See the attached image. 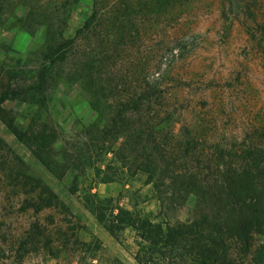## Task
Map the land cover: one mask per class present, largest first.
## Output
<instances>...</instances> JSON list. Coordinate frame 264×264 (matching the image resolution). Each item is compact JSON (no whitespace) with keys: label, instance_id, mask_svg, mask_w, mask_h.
<instances>
[{"label":"rangeland","instance_id":"obj_1","mask_svg":"<svg viewBox=\"0 0 264 264\" xmlns=\"http://www.w3.org/2000/svg\"><path fill=\"white\" fill-rule=\"evenodd\" d=\"M229 1L0 0V264H76L96 239L137 264L89 195L184 219L189 180L207 192L219 163L238 169L264 73L237 20L264 0ZM262 242L228 239L231 264H264Z\"/></svg>","mask_w":264,"mask_h":264},{"label":"trees","instance_id":"obj_2","mask_svg":"<svg viewBox=\"0 0 264 264\" xmlns=\"http://www.w3.org/2000/svg\"><path fill=\"white\" fill-rule=\"evenodd\" d=\"M229 2L231 8L237 10L246 11L251 7L247 1ZM235 20L228 19L227 23L232 25ZM237 21L254 46L252 54L264 73V18L243 17ZM53 50L61 51L63 46ZM261 92L257 91L249 104L254 111L247 115L245 147L238 169L229 160L219 163L216 168V173L220 174L217 175L219 183L216 180L219 185L209 187L207 192L196 178L189 180L186 187L190 188V197L195 203L184 219H174L166 213L164 219L158 221L156 216L139 211L137 203L125 209L108 199H99L96 194L87 197L92 215L120 245H126L127 230L134 233L137 249L133 258L137 264H231L228 239H237L244 249H250L258 236L264 237V103L259 104L263 99ZM4 101L5 98L0 99V116L5 114ZM154 129L150 126L151 131ZM13 133L22 137L17 128ZM154 149L164 157L157 142L152 151ZM105 250L100 240L85 242L83 256L76 264H125L118 257L107 255ZM258 253L264 259V242Z\"/></svg>","mask_w":264,"mask_h":264}]
</instances>
